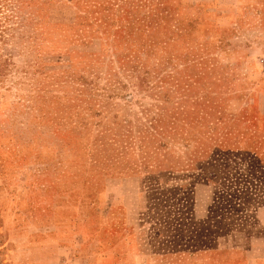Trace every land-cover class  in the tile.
Masks as SVG:
<instances>
[{
  "label": "rangeland",
  "instance_id": "rangeland-1",
  "mask_svg": "<svg viewBox=\"0 0 264 264\" xmlns=\"http://www.w3.org/2000/svg\"><path fill=\"white\" fill-rule=\"evenodd\" d=\"M260 83L264 0H0V264L242 243L264 205L230 183L249 167L194 142L252 117L233 114Z\"/></svg>",
  "mask_w": 264,
  "mask_h": 264
},
{
  "label": "crops",
  "instance_id": "crops-1",
  "mask_svg": "<svg viewBox=\"0 0 264 264\" xmlns=\"http://www.w3.org/2000/svg\"><path fill=\"white\" fill-rule=\"evenodd\" d=\"M258 84V83H256ZM254 85L252 93L247 94L241 114L253 115L250 118L239 120L237 128L231 133L218 139L220 148L232 152H248L251 157L264 162V83ZM248 109V112H245ZM233 124V123H231ZM236 133V134H233ZM226 135V136H227ZM257 229L245 232L242 243L236 246L223 248L221 252H206L204 256L196 255L192 264H264V205L257 210ZM249 233V234H248ZM245 238L247 240H245ZM95 245L97 253L78 256L71 264H128L121 261L118 250L107 247L106 244ZM120 242L116 246L121 247ZM101 246V248H99ZM106 256V257H103ZM115 258V259H114ZM110 260V261H109Z\"/></svg>",
  "mask_w": 264,
  "mask_h": 264
},
{
  "label": "trees",
  "instance_id": "trees-1",
  "mask_svg": "<svg viewBox=\"0 0 264 264\" xmlns=\"http://www.w3.org/2000/svg\"><path fill=\"white\" fill-rule=\"evenodd\" d=\"M239 115H242L240 111L238 113H234L233 114L234 117H237ZM218 119L219 120L221 119V121L219 123H222V117H219ZM236 128H237V125L236 126H233V125L230 126V129H229L228 133H224L223 130H220V132L217 134V137H213L212 139H210V141H208V138L211 137V136L209 137V135L207 136V139L203 140V142H201V143H196V141L194 140L195 141L194 145L197 148L196 150H201V151H205V150L210 151L211 150L210 148L218 147L216 150L221 152L222 155H225L224 157H228V156H236V157H238V160H239L238 163L247 164L248 167H249L248 168L249 172H248V170H246L245 172L247 174L243 175L239 180L236 179L235 182L231 181L230 183H232V184L237 183L239 188H242L241 186H242L243 183H244L243 185H245V186H247L248 183H250V184L253 185L254 189L257 190V192L259 193V195L255 196V199H264V193H262V191H261L262 189H264V180L261 179L260 173L258 171L257 164H256L257 163V159L255 157H251V156H254V155H251L248 152H246V153H244V152L238 153V152H232V151H230L228 149L220 148L221 146L219 145L218 139L221 138L223 135H224L223 138L228 137L227 134H229L230 132L232 133ZM233 134H236V133H233ZM190 135H191V138L193 139L192 131H191ZM228 158H230V157H228ZM248 173L251 174V177H248V175H249ZM257 173H259V175ZM226 176H224V177L222 176V178L225 179V178H227ZM263 178H264V175H263ZM222 192L223 193H221L220 197L222 199L221 202L223 201V204L221 205V207H225V205L227 206V205H229V203H225L224 200L228 199L229 196L226 197L227 195H225L224 191H222ZM238 199H249V198H247V196L244 195V196L238 197ZM226 212H229L227 214H231V216L233 214L232 210H227ZM221 214L224 215V213H221ZM230 221H231V219H227V222L230 223ZM217 223L220 224V220H218ZM240 230H241V227H240Z\"/></svg>",
  "mask_w": 264,
  "mask_h": 264
}]
</instances>
